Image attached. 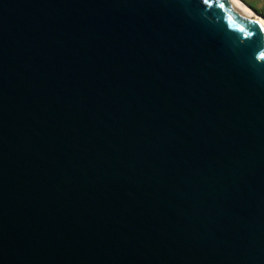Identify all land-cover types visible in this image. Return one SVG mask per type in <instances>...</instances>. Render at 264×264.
<instances>
[{"label":"water","instance_id":"water-1","mask_svg":"<svg viewBox=\"0 0 264 264\" xmlns=\"http://www.w3.org/2000/svg\"><path fill=\"white\" fill-rule=\"evenodd\" d=\"M0 264H264L263 13L0 0Z\"/></svg>","mask_w":264,"mask_h":264},{"label":"rangeland","instance_id":"rangeland-1","mask_svg":"<svg viewBox=\"0 0 264 264\" xmlns=\"http://www.w3.org/2000/svg\"><path fill=\"white\" fill-rule=\"evenodd\" d=\"M250 3L252 6L261 11L264 15V0H245Z\"/></svg>","mask_w":264,"mask_h":264}]
</instances>
